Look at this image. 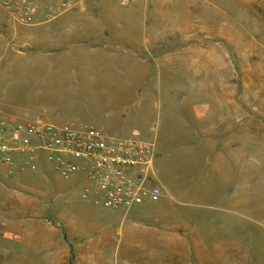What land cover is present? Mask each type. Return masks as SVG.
<instances>
[{
  "label": "crops",
  "instance_id": "crops-1",
  "mask_svg": "<svg viewBox=\"0 0 264 264\" xmlns=\"http://www.w3.org/2000/svg\"><path fill=\"white\" fill-rule=\"evenodd\" d=\"M141 1L127 10L118 0H75L88 24L62 30L40 31L0 15V99L20 106L13 105L6 120L88 125L111 137L154 143L159 161L161 177L155 184L162 196L130 210L96 211L73 196L72 205L60 211L62 237L50 238L53 259L61 264H245L240 219L244 112L236 103L237 87L227 71L220 72L227 92L218 110L227 112H208L202 127L191 124L184 112L183 128L176 125L178 112H166L158 140L160 118L147 96L135 101L130 87L147 80L164 49L179 46L165 45L159 33L149 36L141 28ZM27 99L46 101L50 109L35 112L33 103L23 104ZM59 101L66 108H59ZM178 169L182 184L174 176ZM30 174L15 184L46 197L50 165L42 159ZM75 179L83 189L88 186L83 175ZM176 197L188 199L187 208L176 207ZM42 207L22 198L14 211Z\"/></svg>",
  "mask_w": 264,
  "mask_h": 264
},
{
  "label": "rangeland",
  "instance_id": "rangeland-1",
  "mask_svg": "<svg viewBox=\"0 0 264 264\" xmlns=\"http://www.w3.org/2000/svg\"><path fill=\"white\" fill-rule=\"evenodd\" d=\"M139 1L133 0L127 10L137 6ZM153 1H141L144 3L141 28L149 36L159 33L163 44L179 47L164 49L147 80L129 87L136 92L135 101H140L143 96L150 100L160 118L156 132L159 140L166 112H178L180 118L176 125L180 128L184 126L181 117L184 112L196 127L207 124L208 112H227L223 108L218 110L227 92L222 76L227 71L228 78L232 77L231 82L237 87L236 103L244 112L243 209L240 216L243 259L245 264H264V0H157V5ZM0 15L8 20L1 7ZM87 19L86 12L75 9L35 29L84 27L88 24ZM172 36L171 40L169 37ZM3 66L1 63L0 80ZM11 102L0 99V120H6L5 113L11 111L13 105L20 108ZM28 103L34 104L35 112L50 109L46 101L27 99L23 104ZM58 106L66 108L61 101ZM66 124L71 123L60 125ZM200 136L202 134L195 136V140ZM154 169V182L157 183L161 177L158 160L154 162ZM31 176L30 173L9 176L0 167V264H61L53 259L50 238L62 237L64 222L60 219V211L64 213L65 208L72 205L68 202H72L73 196H79V205L96 211L107 210L87 204L81 199L84 189L78 183L80 181L75 178L65 180L52 166L46 197L36 196L15 184L18 180L25 182ZM174 176L182 184L184 179L180 169ZM22 198L40 202L43 207L21 208L15 213L14 208ZM187 203L188 199L176 197V207L187 208Z\"/></svg>",
  "mask_w": 264,
  "mask_h": 264
},
{
  "label": "built area",
  "instance_id": "built-area-1",
  "mask_svg": "<svg viewBox=\"0 0 264 264\" xmlns=\"http://www.w3.org/2000/svg\"><path fill=\"white\" fill-rule=\"evenodd\" d=\"M74 1L0 0V7L16 24L38 26L75 9ZM42 159L65 180L83 175L88 186L82 198L96 206L130 210L162 196L154 182V143L111 137L88 125L0 120V167L9 176L36 173Z\"/></svg>",
  "mask_w": 264,
  "mask_h": 264
}]
</instances>
